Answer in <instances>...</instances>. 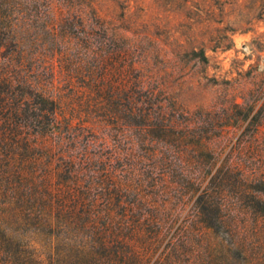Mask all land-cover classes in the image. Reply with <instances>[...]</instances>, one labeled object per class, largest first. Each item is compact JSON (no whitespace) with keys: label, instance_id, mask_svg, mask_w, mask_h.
I'll use <instances>...</instances> for the list:
<instances>
[{"label":"trees","instance_id":"16d2710c","mask_svg":"<svg viewBox=\"0 0 264 264\" xmlns=\"http://www.w3.org/2000/svg\"><path fill=\"white\" fill-rule=\"evenodd\" d=\"M97 1L0 0V264H264V82L188 111Z\"/></svg>","mask_w":264,"mask_h":264},{"label":"rangeland","instance_id":"374dc122","mask_svg":"<svg viewBox=\"0 0 264 264\" xmlns=\"http://www.w3.org/2000/svg\"><path fill=\"white\" fill-rule=\"evenodd\" d=\"M96 9L128 36L159 43L178 67L169 93L188 111L225 97L244 103L264 82V0H98Z\"/></svg>","mask_w":264,"mask_h":264}]
</instances>
